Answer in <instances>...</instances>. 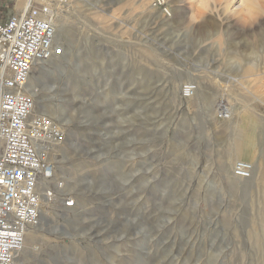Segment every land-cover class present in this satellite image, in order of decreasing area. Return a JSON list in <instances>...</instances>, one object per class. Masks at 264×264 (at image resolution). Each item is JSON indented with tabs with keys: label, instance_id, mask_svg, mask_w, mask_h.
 I'll return each mask as SVG.
<instances>
[{
	"label": "rangeland",
	"instance_id": "rangeland-1",
	"mask_svg": "<svg viewBox=\"0 0 264 264\" xmlns=\"http://www.w3.org/2000/svg\"><path fill=\"white\" fill-rule=\"evenodd\" d=\"M207 1L57 9L61 56L38 61L29 90L33 114L63 132L43 172L55 198L42 204L19 264H264V0L248 12ZM16 5L0 0V17ZM190 78L208 101L224 95L236 128L197 97L182 103ZM234 145L255 163L242 190L231 187L235 157L223 174ZM73 171L87 178L86 200L65 177ZM66 197L79 221L59 217Z\"/></svg>",
	"mask_w": 264,
	"mask_h": 264
},
{
	"label": "built area",
	"instance_id": "built-area-1",
	"mask_svg": "<svg viewBox=\"0 0 264 264\" xmlns=\"http://www.w3.org/2000/svg\"><path fill=\"white\" fill-rule=\"evenodd\" d=\"M71 1L27 0L21 11L0 17V264H19L25 231L38 218L41 197L55 198L51 188L39 190L38 178L49 171L47 147L61 142L63 132L49 117L32 114L34 99L23 88L35 62L62 53L54 44L53 10ZM194 90V84L185 83L181 94L187 98ZM233 168L237 177L247 178L253 165L236 160ZM63 203L74 206L67 197Z\"/></svg>",
	"mask_w": 264,
	"mask_h": 264
},
{
	"label": "bare ground",
	"instance_id": "bare-ground-1",
	"mask_svg": "<svg viewBox=\"0 0 264 264\" xmlns=\"http://www.w3.org/2000/svg\"><path fill=\"white\" fill-rule=\"evenodd\" d=\"M26 1V2H25ZM17 0V5L16 7H20L21 5L24 7L26 6L28 3H27V0ZM34 1H38V2H46V0H34ZM190 1H193L195 2L199 7L201 8H204L207 6V3L208 1L207 0H190ZM250 4H251V0H225V5L224 7L228 10H230L231 12L233 11H243V12H248L249 9H250ZM21 6V7H22ZM66 6V5H63V7ZM62 6H59V8H61ZM57 10H53V18H52V23H53V26H54V29H55V36H54V44L55 42H57V40L59 39L58 38V33H59V22L61 20L60 16H59V13L56 12ZM65 11V10H64ZM181 14L175 16V20H180L181 19ZM57 44V43H56ZM59 56L61 55H57V56H51L50 58L46 59V60H52V59H58ZM206 65V64H205ZM38 66V61L34 63V65L32 66L31 70H30V73H29V81L26 83V86L23 88L25 92H28L29 94H34L35 95V91L33 92V81L32 79L34 78L33 77V70ZM235 66H238L237 64H233L232 63V66L233 68H235ZM54 67H56V65H54ZM201 67V66H200ZM204 67V65H203ZM208 69V67H207ZM205 70V68H204ZM206 71V70H205ZM187 72H190V71H187ZM186 74V73H184ZM189 74V76L191 77L192 74L191 73H187ZM182 78V73H176L175 77H174V82H173V85H172V88H173V92L174 94L176 95L177 93V89L179 87V82ZM232 80H235V78H233ZM222 81V80H221ZM220 86H224V85H227L229 84L230 80L227 81V84L226 82H220L218 81ZM181 83V82H180ZM188 83H191V84H194V87H195V90L193 91L192 95L190 97H187V98H183L181 101L182 103L186 104L187 107H190V102L191 100L194 98V97H197L198 98V102H199V106L200 107H204L205 105H211V108H213L212 111H214L213 113L215 114H219V116L223 117L224 118V125L225 127H234L236 128V126L238 125V122H239V119H236V114H235V110H234V107L232 105H230L227 101V99H225L224 95H222V97L218 100V101H215L213 102V100L211 101H208L207 100V97L201 93L200 91V83L196 81V79L194 78H190L188 80ZM218 84V85H219ZM225 87V86H224ZM32 91L30 93V91ZM31 94V96H32ZM33 97V96H32ZM34 99V98H33ZM190 109V108H189ZM33 112H35V106L33 107V110H32V114ZM243 146H238V145H234V153L233 155H231L230 157L227 158V160H225L224 162V166H223V174L226 178H228V171L230 169V166L232 167V158L235 157L237 160H247L249 161L250 163H252L253 165V169L251 171L252 174H250L249 177L247 178H240V177H237L236 175L235 176H232L231 178V187L232 188H236V189H239V190H242V189H246L248 187H250V185L247 184V182L251 179L253 173H254V168H255V163L254 161H252L250 158H249V155L247 152L243 151ZM236 161V160H235ZM234 165V164H233ZM44 171H42V173L40 174L39 178H38V188L40 191H46V189L48 188V183L49 182H52L53 181V178H48L47 176H45V174L43 173ZM49 172V171H48ZM81 172V171H80ZM80 172L78 171H73L71 174H66V178H67V181L69 183V185L72 187V188H76V190L78 189V193L79 195L84 199L86 200V196H85V193L83 191V186L85 185V181L87 180L86 176H84L83 174H81ZM89 182V181H88ZM246 182V183H244ZM88 184V183H87ZM69 187V186H68ZM59 188V187H57ZM90 188V187H89ZM60 189H62L60 187ZM58 190V189H57ZM75 190V191H76ZM67 191V190H66ZM59 192V191H58ZM70 192V191H69ZM65 194V193H64ZM61 195V194H60ZM45 197L42 196L41 197V207H40V210H39V215L38 217L40 216L41 214V211H42V204L44 203L45 201ZM69 200V199H68ZM74 205H75V202H74ZM74 207V206H73ZM73 207H65L66 208V213L64 214H60V218L64 221H79V218L81 217V215L75 213L73 210L74 208ZM65 211V210H63ZM38 220V218H37ZM36 220V222H37ZM35 222V223H36ZM34 223V224H35ZM33 224V225H34ZM33 225H30L27 230L25 231V235H24V242H23V247L25 246V241H26V238L29 237V236H33L34 235V229H33Z\"/></svg>",
	"mask_w": 264,
	"mask_h": 264
}]
</instances>
